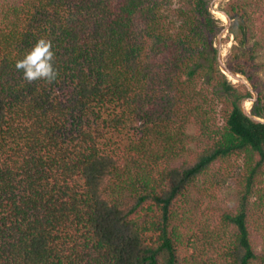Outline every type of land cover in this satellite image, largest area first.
<instances>
[{
    "label": "trees",
    "instance_id": "16d2710c",
    "mask_svg": "<svg viewBox=\"0 0 264 264\" xmlns=\"http://www.w3.org/2000/svg\"><path fill=\"white\" fill-rule=\"evenodd\" d=\"M223 9L246 82L210 0H0V264L264 258V0ZM41 38L60 76L29 84Z\"/></svg>",
    "mask_w": 264,
    "mask_h": 264
},
{
    "label": "rangeland",
    "instance_id": "374dc122",
    "mask_svg": "<svg viewBox=\"0 0 264 264\" xmlns=\"http://www.w3.org/2000/svg\"><path fill=\"white\" fill-rule=\"evenodd\" d=\"M226 1L227 0H210V5H211V9L212 12L214 13V15L216 16V18H219L221 20V23L225 25V30H222L218 36L216 37V43L218 45V48L221 49L222 52V57L223 60L227 63L230 54L232 53V46L233 44H235V36L234 33H231L230 31V26L231 24L234 22L232 21H228V19L225 18L224 15H222V13H219L221 10H224V6L226 5ZM254 12V17L257 20L256 24H258V26H260V22L263 21V14L264 12L259 10V9H255L253 10ZM229 24V25H228ZM227 28V29H226ZM263 75H264V71H263ZM231 78V80L233 82H246L245 78L243 76H241L240 78H235V77H229ZM245 106L247 109H250L252 101L248 100L246 102H244ZM140 125L141 123L138 122L136 123V125H134L135 129L132 130V133L135 131H139L140 130ZM223 194H224V190H219L217 193L212 194V200L214 202V204L216 206H219V204H223L225 205L226 203L221 202V198H223ZM207 203H210L208 201H206ZM204 208H202V212L204 216L203 219L205 221H203V223H209L212 226H214V220H219L220 216L219 213H214L212 210L208 209L207 207L205 208V206H203ZM264 234V231H263ZM207 246V243L206 245ZM262 248L263 250V255H264V240L262 241V244L259 246V250ZM212 248H210V250H208L207 254L205 255V259H207V257H209L210 253H211ZM262 257V256H261ZM259 258L258 259V263L257 264H264V258ZM210 264V262H209ZM212 264V261H211Z\"/></svg>",
    "mask_w": 264,
    "mask_h": 264
},
{
    "label": "clouds",
    "instance_id": "9594fccd",
    "mask_svg": "<svg viewBox=\"0 0 264 264\" xmlns=\"http://www.w3.org/2000/svg\"><path fill=\"white\" fill-rule=\"evenodd\" d=\"M54 61L52 41L41 38L22 59L16 61L15 68L22 72L23 79L29 84L35 81H46L51 84L60 76Z\"/></svg>",
    "mask_w": 264,
    "mask_h": 264
},
{
    "label": "water",
    "instance_id": "95a60500",
    "mask_svg": "<svg viewBox=\"0 0 264 264\" xmlns=\"http://www.w3.org/2000/svg\"><path fill=\"white\" fill-rule=\"evenodd\" d=\"M221 12H223L224 14H226V16L228 17V21H232V19L230 18V16L228 15V13L225 11V10H221ZM229 25V24H228ZM227 29V28H226ZM225 30V28L223 29ZM218 62H219V65L222 69V71L224 73H226L229 77H235V78H240L242 75L239 74V73H236L234 70H232L228 64L223 60V57H222V52H221V49H219V56H218ZM231 79V78H230ZM243 107H244V110L246 112H248V109L246 108L245 104L243 103Z\"/></svg>",
    "mask_w": 264,
    "mask_h": 264
},
{
    "label": "bare ground",
    "instance_id": "6f19581e",
    "mask_svg": "<svg viewBox=\"0 0 264 264\" xmlns=\"http://www.w3.org/2000/svg\"><path fill=\"white\" fill-rule=\"evenodd\" d=\"M219 13H222V15H224V16H225V18H226V19H228V17L226 16V14H224V13H223V12H221V11H220Z\"/></svg>",
    "mask_w": 264,
    "mask_h": 264
}]
</instances>
